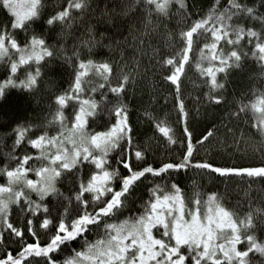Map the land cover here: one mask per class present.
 <instances>
[{
    "label": "snow or ice",
    "instance_id": "6c2138e0",
    "mask_svg": "<svg viewBox=\"0 0 264 264\" xmlns=\"http://www.w3.org/2000/svg\"><path fill=\"white\" fill-rule=\"evenodd\" d=\"M14 95L0 264H264V0H0Z\"/></svg>",
    "mask_w": 264,
    "mask_h": 264
},
{
    "label": "trees",
    "instance_id": "16d2710c",
    "mask_svg": "<svg viewBox=\"0 0 264 264\" xmlns=\"http://www.w3.org/2000/svg\"><path fill=\"white\" fill-rule=\"evenodd\" d=\"M189 75H194L191 71L189 72ZM186 88L188 86V82L185 81ZM238 90L243 87L242 84H235L234 85ZM231 91V88H230ZM198 94V93H197ZM170 105L164 106L163 111L167 112L168 109L170 108ZM28 111H31V107L28 101H26L23 97H18V96H12L9 98V100L0 102V124L3 123L4 120H14L17 116H24L27 114ZM169 119H174V114L169 116ZM142 132L151 134L152 128L151 126H145L142 127L141 129ZM199 131V129H197ZM156 139L159 141V144L161 146V152L163 153V144H164V139L162 136L159 134L156 136ZM174 152L175 150H171ZM231 151V149H229ZM166 154V153H165ZM197 157L203 155V153H197ZM192 173L186 172V173H181L179 174V177L177 179L178 183H181L182 186H185L186 184L189 183V180L191 179ZM198 179L201 180L202 182V187L206 188L208 191H212L215 189H221L223 190V185H224V180L221 178L219 175H203V176H198ZM240 178L239 177H232L231 181L234 182H239ZM233 186L232 182H229V188L231 189ZM233 199H237L235 195H233Z\"/></svg>",
    "mask_w": 264,
    "mask_h": 264
}]
</instances>
